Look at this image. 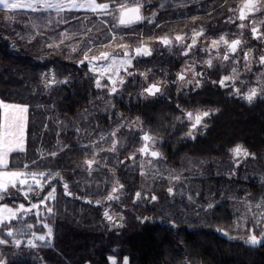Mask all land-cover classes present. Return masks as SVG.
<instances>
[{"label":"trees","instance_id":"trees-1","mask_svg":"<svg viewBox=\"0 0 264 264\" xmlns=\"http://www.w3.org/2000/svg\"><path fill=\"white\" fill-rule=\"evenodd\" d=\"M204 1L208 3H202L199 7H195L196 4L187 6L186 10L175 15L209 18L221 25L238 0ZM18 11L22 12L21 16L0 8V98L26 104L29 109L28 153L18 165L13 161L9 169L23 170L25 163L29 165L27 170L36 171L45 169L47 165L48 170L58 171L59 178L65 177V183L73 182L76 173L72 174V169L78 167L86 154L74 142V130L78 127L79 130L85 129L103 119L99 92L79 62L85 52L89 56H97L105 49L118 50L120 46L108 43L112 33L107 24L96 20L94 13H84L81 17L92 18L88 25L71 33L70 39H65L58 35L52 24L38 32L19 34L25 15L23 10ZM159 15L162 19L168 15V10L160 8ZM162 33L159 26L153 27L143 22L132 30H120L117 38L124 40L131 35L130 42H134ZM94 37L100 41L90 42ZM44 74L63 76L66 83L45 93L42 90ZM258 104L257 108L246 107V110L235 106L233 116L226 119V126L219 127L215 134L222 139L232 135L236 139L246 136V142L218 143L220 148L241 145L250 153L246 157V177L243 164H233L236 166L233 168L222 157L224 154L218 152L217 159L208 158L207 164L203 165L207 168L204 174L196 176L182 170V177L190 186L193 198L168 204L171 210L169 216L159 213L161 216L151 215L156 209L149 206L150 214L147 217H136V211L140 212L144 207L134 203L132 199L136 200V195L132 197L129 193L124 206L127 213L125 224L121 228H109L110 221L104 216L106 203L116 202L117 199L110 201L107 199L109 195L104 200L97 199L95 195L98 193L94 194L92 185H85L88 192L83 199L63 194L67 202L56 205L55 216L51 217L55 227L52 243L40 247L35 253L36 259L11 258L8 264H109V256L118 257L121 261L127 257L129 264H264V241L255 247L245 245L243 240L246 234L234 229L238 218L249 207L257 203L255 212L264 210V180L261 179L264 174L260 175L264 171V104L261 101ZM146 108V105L136 107L135 114L146 116ZM57 139L60 140V145L57 143L55 146L57 154H50L45 161L39 159L38 149L44 146L52 152ZM208 146L212 147L211 144ZM188 160L175 157L167 162L173 167H181V161L185 163ZM127 183V190L133 192L136 180L129 179ZM77 188L80 190V187ZM244 194L246 206L237 207L238 199L241 200ZM115 195L118 196L117 193ZM152 195L157 196L148 193L143 197L152 201ZM167 195L169 198V193ZM170 198H174V195ZM96 201L101 203L95 204ZM211 201L213 207L209 208L207 205ZM246 215V226L255 223L257 218L251 219L247 211ZM247 227L245 232L249 231L250 225ZM217 229L231 231L232 239Z\"/></svg>","mask_w":264,"mask_h":264},{"label":"rangeland","instance_id":"rangeland-1","mask_svg":"<svg viewBox=\"0 0 264 264\" xmlns=\"http://www.w3.org/2000/svg\"><path fill=\"white\" fill-rule=\"evenodd\" d=\"M98 3H107L109 4V9L107 12H96L94 14L97 15V21L107 24V27L109 28L110 32L112 33V39L108 42L111 45L114 46H120L118 50L113 49H105L102 52L98 53L97 56H100L102 53H107L109 56V59L107 61L105 60H97L94 61V63L97 66H102L107 63H111L112 58L119 60L123 58L122 53L120 52L122 49L128 48L131 49L134 45V43L139 44H150L147 39L154 38L150 37L143 40H136L134 42H130V37L127 39H118L117 32L120 30H132L136 25L139 23H149V20L152 22H155L158 17H160V8H166L168 11L172 9H179L180 11L186 10V7L189 3L192 2H199L195 5V7L200 6L201 0H103L102 2ZM246 0H238L236 4L234 5L233 9H236L237 7H243ZM142 4L141 7V15L145 17V19L139 23H136L134 25L125 27L119 25V9L121 5H137ZM258 7L261 9V14H259L262 18H264V0H258ZM232 9V10H233ZM22 9H16V10H10V12H14L15 15L21 16ZM23 16L24 21L21 23V31H19V34H28V33H34L38 32L40 30H44L43 28L47 25L50 26V24L55 27L56 32L60 37H65V35L69 36L71 33L76 32L78 29H81L88 25V22L90 19L87 17H81L84 13H93L88 10H76L69 12L67 10L57 13L55 10H48L45 11H37L33 12L32 10H23ZM79 11H88V12H79ZM77 13H82L78 14ZM155 15L153 16V14ZM258 12H255L251 17H256ZM20 14V15H19ZM22 14V15H23ZM13 15V14H12ZM27 15V16H26ZM61 17L64 18L67 22H64L61 20ZM28 18V19H27ZM160 19V18H159ZM257 21V20H256ZM255 23H258L256 22ZM116 31V32H114ZM100 41L96 37L92 38L90 42H97ZM142 41V42H140ZM148 42V43H147ZM121 45H124L125 47H121ZM140 46V45H139ZM148 47L151 48L152 53L150 56H140L137 58L136 63H133L132 60V67L133 69H138V74H144L148 75L151 73L150 68L145 69V66L142 68L139 67L140 64L148 62V60L158 53V51H161L163 46L157 45L155 48L150 44ZM160 54V53H159ZM132 57V56H131ZM258 58V56H257ZM256 58V59H257ZM81 61V60H80ZM148 67V66H147ZM237 68V67H236ZM82 69L86 74L92 79L93 84L95 86V80L98 76V73H90L89 72V66L87 63L82 65ZM187 72H190L189 69L186 67L184 69ZM67 71V70H66ZM70 71V68L69 70ZM145 71H147L145 73ZM237 71L239 73V76L242 74L240 70ZM124 70L121 69L119 75H124ZM135 75L133 74L130 76V79L128 80L129 84L125 85L116 95H110L106 88L104 89H98L99 96L102 100V109L101 112L103 115V119L99 122L91 123L89 126H87L85 129L79 130L78 128H75L74 134H76V139L74 142H76L83 150L85 156L81 159V162L78 164V167L72 169V174H75L74 180L66 182L68 184V191L71 193L70 196L78 197L80 199H83L84 196L87 194L88 190L85 185H92L91 188H93L95 198L104 200L108 195L111 194L113 187H118V199L116 202H108L106 203V209L109 212L110 215L113 216V220L109 222V228H121L125 224V218H126V208L124 207L125 199L127 200L130 195L132 194V197L136 194V192L141 193V197L139 199L136 198V200L132 201L139 205V207H144L143 210H140V212L136 211V217H147L148 214H150V208L153 207L156 209L155 212H152L151 215L157 216L159 214L169 216L171 210L167 207L168 204H171L173 202H176L177 200H192L193 196L190 191V186L184 182L185 178L182 177V170H188L191 174H194L196 176H200L197 174L198 167H203V165L207 164V159L209 157H205V154L201 153L194 157V159H189L185 163L181 161L182 166L181 167H173L170 165L166 159L162 157V159H151L149 157H142L139 151V147L142 145V138L141 135L144 132H150L153 137L150 141L151 147H159L161 146V141H163V137L161 135L160 130L156 126L150 125L151 120V114L149 113V107L146 108V116L142 115H136V107H131L128 109L126 107L127 111H124L125 108L120 107L119 104L122 103V101H128V97L132 98H141L144 96L145 92L143 91V86L147 83L146 81L147 76H141V75ZM194 75V73H190ZM45 77L43 78V89L45 93L51 91L56 87L57 85L61 83H54L50 87L46 88L45 83L47 80H52L53 76L56 81H63V76L56 75V74H44ZM69 77V74H67ZM159 79V78H158ZM163 81V80H160ZM102 84H107L108 80L105 77L101 81ZM128 87L133 88V91L126 90ZM128 91L126 94L125 92ZM125 95V97H124ZM145 97V96H144ZM0 101L9 104V105H20V106H26L27 111L24 113V120H25V152L24 153H12L9 157V165L14 161V163L17 165L18 162H21V159L24 158L26 155L27 150V124H28V106L26 104L16 103V102H8L4 101L0 98ZM237 106V105H236ZM239 107V105L237 106ZM93 109V107H92ZM5 109L0 108V116L2 117ZM88 113V112H87ZM160 118V116H158ZM59 134V129H57V135ZM60 145V140L57 139L56 143L54 145V149L56 144ZM115 143V148H113V144ZM40 147L37 152L38 158L42 160H47L48 156L55 152L57 154V149L48 150L46 147ZM134 154V157L131 158L130 155ZM203 157V158H201ZM206 159V160H205ZM87 160H94V163L92 164L91 169H88L87 165L85 164V161ZM231 164L232 167H236L238 164L244 165V176L246 177V157H237V156H230L229 159H226ZM211 161V160H210ZM42 166V163H40ZM235 164V165H233ZM25 165V163L23 164ZM50 165V164H48ZM187 165V166H186ZM45 169H38L36 171H44V172H52L53 174H57L58 171L50 169L48 170L49 166H45ZM187 168V169H186ZM205 169V167H203ZM194 169V170H193ZM12 170V169H9ZM17 170V169H13ZM25 170V169H23ZM250 170V169H249ZM247 170V172H249ZM29 171V170H28ZM264 171L260 173V175H263ZM179 176V179H175L176 176ZM173 177V179H169V177ZM136 180L135 184V190L133 192H129L127 190V182L128 180ZM262 179V177H261ZM64 180L66 181V178H59L56 181H54V186L57 188L56 198L55 200L46 202L47 206L52 207L54 210V214H48L43 206L42 211H44V215L37 217L35 213L33 212L27 217H23L22 219L18 217L17 220L10 221V226L13 228H20L25 229L24 234L17 235V238L21 240V246L15 247L11 243L7 245H0V258L5 260V264H8L11 260V258H24L28 257L30 259H36V251L40 250V244L44 243L41 241H36V244L38 247L36 248H28L27 241L32 238V232H36L39 234H45L46 229L43 228V223H48L50 227H52L53 232L55 230L54 224L52 222L53 218L51 217L55 216V207L59 202L66 201L64 198V189H63V183ZM264 180V179H263ZM65 183V182H64ZM122 185V187H120ZM88 186V187H89ZM80 187V190L77 188ZM171 187L174 189V198H168L167 188ZM50 190L49 188H46L43 193H41V197L43 195H46L47 191ZM13 195L9 196L5 194V199L3 201H0V204H8L10 207H16L19 203H24L27 206H29V202L25 200L24 196L16 193L15 189L11 190ZM82 194H80L79 192ZM157 194L158 199L156 201H150L144 199V194ZM165 193V194H163ZM160 194H162L160 196ZM41 197H37L35 194H30V199L33 203H38L39 199ZM246 194L240 199H238L240 202H237V207L246 206ZM94 198V197H92ZM262 199V197H261ZM71 203V202H70ZM209 204H213V201H211ZM208 204V205H209ZM105 205V204H104ZM207 205V206H208ZM249 207L246 209L247 213L250 212V216L260 219L259 215L264 212V210L255 212V206ZM73 206V204H72ZM150 206V208H149ZM65 210V208H63ZM246 211L241 214V216L238 218V222L235 226L236 231L242 232L243 235H245L247 238L250 234H256L258 238L260 237L261 233H264V223L263 225L258 228L257 226L254 227L255 223L252 222L248 225H250L249 231L251 232H245L248 229V225L246 226ZM169 212V214H168ZM159 213V214H158ZM161 216V215H159ZM122 217V219H121ZM39 219L40 223H37V220ZM117 221V223H116ZM240 221V222H239ZM33 225L31 231L26 230L27 225ZM239 225V226H238ZM4 232L7 231V228L3 230ZM229 236L232 235L231 231H227ZM53 234L50 240V243H52L53 240ZM237 235L241 236L239 233H236ZM3 238L8 239L11 241V237L4 236Z\"/></svg>","mask_w":264,"mask_h":264},{"label":"flooded vegetation","instance_id":"flooded-vegetation-1","mask_svg":"<svg viewBox=\"0 0 264 264\" xmlns=\"http://www.w3.org/2000/svg\"><path fill=\"white\" fill-rule=\"evenodd\" d=\"M198 3L192 2L187 6ZM201 3L207 4L208 1L201 0ZM241 9L242 7H237L231 10L230 15L223 18L224 23L221 25H217L215 20L209 18H182L175 15V13L180 12L179 9L169 10L168 15H165L162 19L158 17L155 22L150 23L153 27L159 26L163 33L156 35L151 40L147 39L148 42L154 48L157 45H162L163 48L153 55L148 62L140 64L139 67L145 66V69L150 68L151 70V73L144 75L147 76L148 80L143 86V91L151 84H157L161 91L152 96L144 94L145 97L143 96L140 99L128 97V101H122L119 104L120 107L125 108L124 111H127L126 107L128 109L131 107L143 108L146 105L149 107V113L151 114L150 125L156 126L160 130L159 132H161L163 137L161 146L151 147L150 141L147 142L149 152L157 151L160 153V156L152 158L150 155L140 152L142 157H149L154 160L162 159V157L166 160L175 157L190 159L200 153L201 155L206 153L205 157L217 159L218 152H221L224 154L223 158L229 159L230 156H234L231 152L234 147L225 146L220 148L218 143L223 142L228 145L233 142H246V136L236 139L232 135L227 139H222L215 135L219 127L226 126V119L233 116V110L236 105L246 110V107L257 108L260 105L258 104L259 101L264 104V97H257L251 104L241 98L244 93L248 92L250 87L259 89L261 86H264V65L259 63V57L264 55V40L253 39L251 34L253 24L259 28L261 33H264V25L261 24L264 18L259 15L261 14L259 11L256 17L252 18L251 15L254 13H250L246 16L245 20L241 21L239 19ZM255 21L258 23H255ZM241 23L245 25V28L241 29L239 27ZM201 32V35L196 36L195 46L187 55H184L187 45L192 43L193 36ZM222 35L229 42L233 39L242 40L237 53L229 54L230 58L227 61L223 60V55L227 51L225 45H220L219 48L209 47L213 40H218ZM176 36L183 37V41L177 42L175 40ZM164 37L170 39L172 43L167 46L162 44L160 38ZM134 44L136 45L131 49H122L120 52L123 55L127 51L130 56L134 57L133 63H136L138 57H135V48L139 47V45L149 46L150 44H139V42ZM249 50H251L252 58L255 61L251 63L250 70L245 66L243 59L244 53ZM209 59L212 60V67H209L206 63ZM131 67L128 71L137 75L138 69ZM186 67L190 72L184 70ZM233 67H237L242 74L239 76V79L229 81L227 82V87L221 88L219 86L220 79L223 76L232 75ZM181 73L185 76L183 81L177 79V75ZM190 73L201 74L195 77V80H199L200 87L197 88L195 86L194 75ZM122 76H124L125 83L122 86L117 85L119 91L129 84L128 80L130 76L126 73ZM190 80L193 81L192 84L188 83ZM233 86L240 89L241 96L231 94ZM126 90L133 91V88L128 87ZM188 111H192L194 115L196 111L210 112V115L205 117L202 122V124H206L207 126H199L194 139L187 136L190 122L187 120L185 113ZM177 117L181 119L178 120ZM181 120H183V123H181ZM144 134L153 137L150 132H144L141 138ZM209 144L212 147L208 146ZM144 146L145 141L142 139V145L139 149ZM192 147H195V149L192 150ZM130 157L133 158L134 154H131ZM206 170L207 168L198 167L197 174L202 175ZM174 191L173 189L172 194L169 195H174Z\"/></svg>","mask_w":264,"mask_h":264},{"label":"snow or ice","instance_id":"snow-or-ice-1","mask_svg":"<svg viewBox=\"0 0 264 264\" xmlns=\"http://www.w3.org/2000/svg\"><path fill=\"white\" fill-rule=\"evenodd\" d=\"M142 4H137L135 7H126V5H121L119 9V25L121 26H131L136 23H139L145 19L141 15V7ZM109 4L107 3H96L95 0H30L27 3H13V0H0V8L3 10H16V9H30L33 12L37 11H45L48 10H55L58 14L67 10L69 12L76 11V10H88L93 13L96 12H107L109 9ZM261 11L260 7H258V0H246L244 3L242 10L239 13V19L241 21L245 20L246 16L249 13H255ZM155 13L153 14V16ZM61 20H64L61 17ZM151 23V20H149ZM261 24L264 25V21H261ZM241 29L245 28V25L241 23L239 25ZM201 33H196L192 38V43L187 45V49L184 51V55H187L188 52L195 46L196 44V36L201 35ZM251 34L253 39H260L264 40V33H261L259 28L253 24L251 27ZM65 39H70L69 36L65 35ZM183 37L176 36L175 40L177 42H182ZM63 43V41H61ZM160 42L164 45H170L172 42L167 37L160 38ZM242 44V40L240 39H233L229 42L225 36H220L218 40H213L209 47L211 48H219L220 45H225L227 48L226 53L223 55V60H229V54H236L238 49ZM52 47V45H49ZM121 47H125L121 45ZM75 51V48L73 49ZM91 51V49H89ZM135 57L140 56H150L152 50L150 47L146 45H141L135 48ZM109 56L107 53H102L100 56H89L88 52L84 53V58L79 62L81 65L85 63L89 66L90 73H98V76L95 80V87L98 89L106 88L110 94H118L119 89L117 85L122 86L125 83L124 76L119 75L121 69L124 72L131 76L133 75L132 72L128 71V69L132 66V60L134 57H131L127 51L123 53L122 59H115L114 57L111 60V63H107L102 66H97L94 61L97 60H105L107 61ZM245 66L250 70L251 63L255 62L252 58V52L249 50L248 52L244 53L243 56ZM209 67H212V60L209 59L206 61ZM259 63L264 65V55L259 57ZM144 75V74H141ZM201 75L200 73H194V80L196 76ZM108 80L107 84H102L101 81L105 79ZM177 79L179 81H183L185 79L184 74H178ZM239 79V73L236 67L232 68V75L223 76L219 81V86L221 88L227 87L229 81H235ZM46 83L45 87L48 88L54 83H66V81H56L54 76L52 80H47L45 78ZM189 84H192L193 81H188ZM215 83V82H214ZM243 83V82H242ZM195 86L198 88L200 87L199 80H195ZM161 91L160 87L157 84H151L147 88H145L144 92L147 96L156 95ZM232 95L241 96L240 89L237 87L232 88ZM257 97H264V86H261L259 89L256 87H250L247 93H244L241 98L246 100L248 103H252L254 99ZM0 108L5 109L2 117H0V201L5 199V194L11 196L13 195L12 189H15L16 193H19L24 196L25 200L29 202V206L26 207L24 203H19L16 207H10L8 204H0V245H7L11 243L15 247L21 246V240L17 238V235H23L25 229L20 228H13L10 226V221L17 220L19 218L27 217L33 212L37 217L44 215V211H42V206L44 210L48 214H54V210L52 207L47 206L46 202L55 200L57 188L54 186V181L59 178V174H53L52 172H44V171H28L29 165L25 164V170H9V157L12 153H24L25 152V120H24V113L27 111L26 106L20 105H9L2 101H0ZM210 115L209 111H196L195 115L192 111H188L185 113L187 120L190 122V128L187 133L188 137L195 138L196 132L199 126L206 127V124H202L205 117ZM180 120V117H177ZM183 123V120H181ZM143 141H145V146L141 147L139 151L144 154L150 155L152 158H157L160 156V153L157 151L149 152V147L147 142L152 140L148 134H144L142 137ZM113 148H115V143L113 144ZM232 154L237 157H247L250 155L247 150L243 149L241 145L235 146L231 150ZM52 156H55L56 153H51ZM33 163H36L33 161ZM94 160H87L85 164L87 165L88 169H91ZM169 179H173V177H169ZM175 179H179L177 175ZM264 179V177H262ZM68 184H63L64 194L71 195L68 191ZM122 187V185L120 186ZM46 188L50 190L47 191L46 195L41 197V193L45 191ZM118 188H112V194L108 196V200H116L118 196L115 195L117 193ZM169 194H172L173 189L171 187L168 188ZM30 194H35L37 197H41L38 203H33L30 199ZM137 199L141 197V193H136ZM152 201H156L158 199L157 196L152 195L150 197ZM91 201H89L90 203ZM97 204H100L101 201H96ZM209 208H212L213 205L209 204ZM104 216L107 220L112 221L113 217L109 214L106 210L104 212ZM255 219V217H253ZM122 219V217H121ZM37 223H40L39 219ZM261 223H264V213L261 214L260 219L255 220V225L259 226ZM239 226V225H238ZM33 225H27L28 231H31ZM7 228V231L4 232L3 230ZM43 228L46 229L45 234H37L36 232H32V238L27 241L28 248H36L38 245L36 241L44 242L40 244V247H43L45 244L50 243L53 229L49 226L48 223H43ZM218 232H221L220 229H217ZM225 237L232 239L227 232H222ZM6 237H11V241H9ZM264 239V233H261L260 237L256 234H250L247 236L246 239L243 240L245 245L250 246H258L261 243V240ZM109 264H129V260L127 257H124L121 261L118 257L109 256L108 257ZM0 264H5V260L0 258Z\"/></svg>","mask_w":264,"mask_h":264},{"label":"crops","instance_id":"crops-1","mask_svg":"<svg viewBox=\"0 0 264 264\" xmlns=\"http://www.w3.org/2000/svg\"><path fill=\"white\" fill-rule=\"evenodd\" d=\"M17 2H20V3H27V2H30V0H13V3H17ZM96 2V0H95ZM98 3V2H96ZM99 4V3H98ZM22 10H30V9H22ZM81 10H84V9H81Z\"/></svg>","mask_w":264,"mask_h":264},{"label":"water","instance_id":"water-1","mask_svg":"<svg viewBox=\"0 0 264 264\" xmlns=\"http://www.w3.org/2000/svg\"><path fill=\"white\" fill-rule=\"evenodd\" d=\"M135 6H137V5H130V6H127V7L131 8V7H135ZM241 10H242V9H241ZM241 10H240V11H241ZM249 14H250V13H249ZM249 14H248V15H249ZM248 15H247V16H248ZM95 204H97V203L95 202ZM222 232H224V230H221V234H222ZM263 241H264V240L262 239V240H261V243H262Z\"/></svg>","mask_w":264,"mask_h":264}]
</instances>
